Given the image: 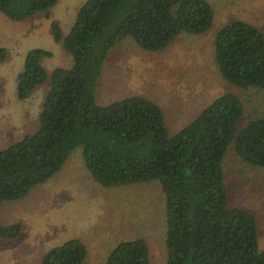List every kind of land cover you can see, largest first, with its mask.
I'll return each mask as SVG.
<instances>
[{
  "label": "trees",
  "instance_id": "16d2710c",
  "mask_svg": "<svg viewBox=\"0 0 264 264\" xmlns=\"http://www.w3.org/2000/svg\"><path fill=\"white\" fill-rule=\"evenodd\" d=\"M59 0H0V13L15 22L44 14ZM208 0H86L65 33L51 22L55 42L71 56L68 67L48 71L53 52L28 51L16 93L25 100L42 84L48 90L35 132L0 148V205L27 197L82 148L85 167L104 188L157 181L165 197L166 264H264L259 223L249 209L230 203L225 157L264 168V114L243 122L234 92L208 102L184 127L171 132L165 111L145 94L100 103L99 81L114 47L126 38L141 49H166L182 34L200 35L214 23ZM214 64L229 84L264 93V31L245 20L218 29ZM7 50L0 48V63ZM19 222H0V238L15 239ZM88 247L71 238L51 248L40 264H84ZM105 264H150L142 237L122 240Z\"/></svg>",
  "mask_w": 264,
  "mask_h": 264
},
{
  "label": "rangeland",
  "instance_id": "374dc122",
  "mask_svg": "<svg viewBox=\"0 0 264 264\" xmlns=\"http://www.w3.org/2000/svg\"><path fill=\"white\" fill-rule=\"evenodd\" d=\"M86 0H59L51 18L44 14L15 22L0 13V48L7 50L0 63V148L36 131L48 90L40 85L25 100L16 93L18 74L29 50L53 52L44 60L48 71L72 63L55 42L51 22L67 33ZM215 11L212 28L200 35L182 34L166 49L149 52L126 38L114 47L98 84L100 103L145 94L165 111L171 132L190 122L210 101L234 92L244 105V121L264 114V93L258 88L229 84L214 64V39L220 27L245 20L264 31V0H208ZM230 203L249 209L258 219L259 248H264V168L240 160L232 148L226 154ZM0 222H19L21 234L0 238V264H40L51 248L71 238L88 247L84 264H105L109 251L122 240L144 238L150 264H166L167 223L165 197L157 181L117 188L96 183L77 147L59 172L27 197L0 205Z\"/></svg>",
  "mask_w": 264,
  "mask_h": 264
}]
</instances>
